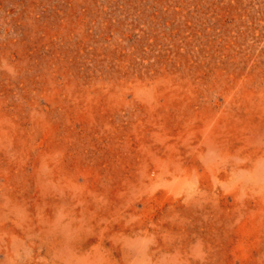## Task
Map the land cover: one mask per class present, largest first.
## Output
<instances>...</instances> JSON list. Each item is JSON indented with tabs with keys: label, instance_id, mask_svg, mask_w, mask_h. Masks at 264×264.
<instances>
[{
	"label": "rangeland",
	"instance_id": "rangeland-1",
	"mask_svg": "<svg viewBox=\"0 0 264 264\" xmlns=\"http://www.w3.org/2000/svg\"><path fill=\"white\" fill-rule=\"evenodd\" d=\"M0 264H264V0H0Z\"/></svg>",
	"mask_w": 264,
	"mask_h": 264
}]
</instances>
